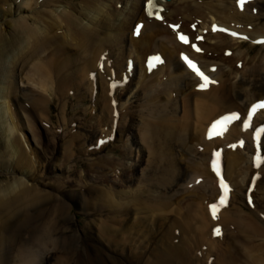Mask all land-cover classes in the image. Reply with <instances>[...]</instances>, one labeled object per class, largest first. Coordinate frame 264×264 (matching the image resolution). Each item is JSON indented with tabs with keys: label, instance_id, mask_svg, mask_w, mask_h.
<instances>
[{
	"label": "bare ground",
	"instance_id": "1",
	"mask_svg": "<svg viewBox=\"0 0 264 264\" xmlns=\"http://www.w3.org/2000/svg\"><path fill=\"white\" fill-rule=\"evenodd\" d=\"M11 1L12 0H0L1 6H7V9L2 16V22L0 23V159H5L9 155L10 162L11 158L13 157L12 155H10V148L12 147L14 149L13 145H11V142L16 141L14 144L15 146L18 142V135H16L15 130L9 122V100L14 101V99L12 98L15 97L18 99H22L20 97L21 95L23 96L24 93L33 91L31 86H29L27 89L21 90V86L18 83L19 77L22 78V81L25 80L26 84H30V82H32L33 85L36 84V86L39 87V89L41 88L43 91H48V89L45 87V84L50 82L51 78H56L57 84H59V88L57 91H55V93H59L63 89V86L66 85L68 79H72L71 81L75 82L80 77H82V75H79L78 72L86 66V72L90 71L91 69H94L93 71H91V74L96 71L100 72L94 75V77L92 76L94 79H91L93 84L91 85L93 86L94 91L98 92L97 96L99 95V90L101 92L100 100L96 102V105H98L100 109L109 110V105L106 104V101L109 103V100L107 96L104 97L103 90L105 89L104 87H101L102 83L100 82V80L103 79L101 76L103 70L105 72L107 71V62L112 59L110 57L109 48H105L108 57L105 56L103 62L101 63V70L97 68V64L100 56L105 53V50L102 49L103 46L110 45L111 48H114L116 42H122V44L125 43V38H123V36H126L128 29L124 27H130L131 21L133 23L135 21V24L142 23V29L139 36H135L133 34L134 27L132 28L129 40L134 46L135 51H130L128 58L125 59V71L127 72V74L131 76V74L138 73V71L139 74H142V68L145 70H149V67L147 66V59L148 55L150 54L148 52L150 49H155V53L162 54L164 62L161 63L163 65L166 63V60L171 61L173 67V77L172 80L167 83V86L165 87V93L163 89L164 87L157 85L156 80L151 81L152 79H150L147 83L149 85H147L145 83V80H143L140 76V85L142 89L148 91L149 95L144 97V105L139 104L138 106H136L139 107V114H132L131 111L127 112L129 116L132 117L133 115L135 119L134 124L132 123L130 125V129H134V127L138 128V134L140 137L139 139H141V143H143L144 147H146L147 145L148 149L151 151V153H149L150 161H148V170H145L147 168L146 167L143 171V184H148V181L152 180L151 178H153V176L150 177V174L154 170L157 171L156 166H158L157 164L160 162L161 164H163V168L160 175L157 177L159 181L158 184L155 185L152 180V183L148 184L151 186V190L147 193H143L140 197L134 198L129 203H126L124 201V195L126 193L125 191H120L113 188L107 191L98 189V191H102V195L89 193L88 197H86L85 195L77 194L76 197L78 199H74L76 201V204L80 206L82 212L88 206H85L83 204L84 200L91 202V205L96 208H98L99 205H103L104 207H106V210L115 212L113 216L108 218V221L114 219L117 216L121 217L122 215H124V213H128L132 210L134 211V217L127 225L120 226L119 229H115V227L113 226L103 224V226H101V228L99 229V234L101 236L107 235L109 236L110 240L119 245L115 247L116 249H113L112 247H110V242H104L105 248L110 251L109 254L111 257L105 258L104 260H98V255L105 251L104 248L103 250H100L94 247L95 249L90 250V248L92 247L90 245H86V237L83 233H79L78 231L76 232V234L66 239H53V235L56 232L60 233L69 231L67 226L73 223L74 218L72 216H69L67 213L72 210L73 206L70 205L66 200L57 198L53 212V214H57V216L52 217V213L49 212L46 204L52 201L53 198H48L47 191L40 186L45 181L43 180L41 182H37L38 179L35 177L36 175L34 171L32 169L27 170L29 169L30 161L24 153L21 156L18 155L20 162L16 164V166L14 165L15 167L12 169L14 175H16V173H20L21 175L19 177H14V181H16L17 184L16 187L11 183V181H8L5 185L0 187V193L3 194L0 197V255L4 254L6 256L7 253L10 254V251L12 252L15 246L17 247V241L21 239L20 243L22 246H24L23 254H26L25 252H27L28 259L26 260L22 257V262L20 264H42L44 261L41 253H46L48 249L52 247V253L55 255L61 249H65L70 252L74 250L75 255L77 253H80V258H82L83 260L88 259V262H85L84 264H143V261L145 259L147 261L149 258L154 259L155 264H184L186 261H188L191 255V253L188 252H195L199 249L198 246H200L203 241L201 240L204 237L203 233L208 229L211 230V223L213 221L209 224V222L207 221L208 216L206 217V215L203 213L202 208L198 207V209L195 211L198 220L196 224L192 225L193 232L188 236L184 234V245L183 247H180L183 248L182 257L180 259H173L170 254H167L168 251H171V227L164 224L165 234L163 239H160V223L162 221H166L167 223L169 220L173 219L172 217L174 216L175 212V210L172 209V206L174 205L173 201H176L178 197L179 201L183 197H185L184 193H178L176 194V196H172V189L176 187V185H179V179L184 176L183 167L187 166L188 164H184L182 159L175 157L176 152L179 155H182L183 151L186 152L192 144H195V147L197 146L198 152L199 147H202V149L206 150L207 148H203V146L207 144V147H209L211 146L212 142H215L214 140H205L206 129L211 121H213L220 115L233 111L232 109L234 108H243L244 106L245 113L252 103L264 100V83L262 87L256 88V84L258 82H264V75H261L260 73L254 74L252 76L258 77L252 79H248L249 77L243 78L239 83L235 85L233 84L229 86L214 88L211 93H196L195 95L190 94V89H192L194 86H196L197 88L202 84V81H200L197 76L180 61V52L175 50L174 53L172 47L168 45V42L174 43L177 48H179L181 51H185V53L189 54L190 56L191 51L187 50L189 48L188 45L181 43L178 39V36L184 31V34L186 33L191 35L190 33L186 32V28L185 30L183 29L185 26H187L185 25V23L189 24L188 27L193 29H197L200 26L199 24L203 23L201 25L204 26V31H202V33L205 34L206 32L208 36L204 39H207L208 42H204L205 46H201L199 39H197L199 48H201L202 53L209 55L213 59L225 58L227 60H231L233 59V53H240V42L244 41L247 44L249 43L248 45L254 44V39L257 38L259 33L264 29V24L262 23L263 19H261V21L258 23L254 20L251 14V2H254L255 0L245 3L243 8H241L240 4L237 3V0H216V2H213V0H208L209 2L205 3L204 5L200 4L197 1H193L192 4H186L179 9L176 8L173 14H169V16L167 14V10H169L171 2L166 3L164 0H151L153 5L165 7L164 11H161V16L163 17L161 22H158L154 19H149L146 16L147 6L149 5L148 3L150 2V0H127V2H125L126 4H124L122 0H118L117 4L123 3L125 5L123 7V10L118 12L115 11V6L113 8L110 7L111 10L106 9L108 5H105V2L102 4L101 0H73L77 3H67L72 9L71 12L62 8L59 9V6L55 4L57 7L53 8L52 11H49L47 9V13H45L46 7L54 3V1L57 2L59 0ZM183 1L184 0H180V2ZM260 1L261 0H259L257 3L259 4ZM57 3L60 4V2ZM79 4L83 6L81 7L79 6ZM34 6H39L40 10H33V12L28 16H26V14H23V9H32L34 8ZM80 7L81 9L86 8L88 9V11H90L88 14H86V18L90 17V23H83V18L85 17V14L83 12H79V17H76V12ZM244 8L245 20L234 19L233 15L241 12V10ZM254 8L256 9L257 7L254 6L253 9ZM254 11H257V9ZM125 12H128L127 15ZM91 13L93 14L90 16ZM103 13H105V15H103L105 18L102 19L100 17ZM97 14H99L100 16H98ZM132 15L133 18L130 19ZM121 16H124V18H122ZM168 17L171 19H173L174 17L178 18V22H169L168 25L179 24V28L177 31H174L175 35H172V40L169 39L168 41H166V38H164L165 36H161V31L167 33V30L169 29L167 28V30H162L159 24L164 26V23L168 20ZM196 19H200L199 21L201 22L196 23ZM213 20H216L215 23H218L224 28V33L214 32L211 30L212 24L210 23ZM97 22H100L101 30L100 28L95 29V27H93L97 24ZM251 24L252 28L249 30V26ZM63 29H65V31ZM202 33L199 28V30L197 31V35H202ZM167 35L169 34L167 33ZM189 37L191 41V36ZM195 40L196 39H194L192 42L195 43ZM215 42L223 44L224 42H226L230 47H232L233 51L231 49H227V55L225 54L226 50L220 51L218 55H214L213 52L212 54L206 53L205 47ZM143 44L145 47L144 49L142 48ZM262 45L264 44H260L258 46L261 47V49H263L262 51L264 52V46ZM119 47L121 48V46ZM64 53L67 55L65 56V58L62 57ZM195 54L197 56V53ZM231 54L232 56H230ZM51 57L52 59L50 60ZM121 57L122 56H120L119 58L121 59ZM246 57L247 55L245 56L243 54L240 56H236V58L232 60L231 63H235L234 65L237 66L238 62L246 59ZM130 58L134 59L133 68L131 70H129L128 68V60ZM122 60L123 57L121 59V62ZM50 62L51 64H49ZM204 62L205 66L207 65L208 67L209 64L212 63L207 61ZM220 63L221 62H216L217 65H221ZM234 65L228 64V68L226 70L230 69L231 73L235 71L238 72ZM18 68L23 69V71L25 70V72L27 73H24L25 75L22 74V71L20 73ZM157 68L153 71H156ZM70 70H72V73L68 75L67 73H69ZM113 70L115 73H118L114 69V66ZM205 70L209 74H211L208 69ZM109 71L111 72L112 68L108 69V72ZM243 71H246V69H244ZM120 72L122 73V70ZM212 72L217 73L218 69ZM244 73L245 72H243V74ZM91 74L89 72V79ZM237 75L238 73L236 74V77ZM150 76L151 74L146 78H150ZM156 76H163L162 79H164L165 77L163 73L155 75V77ZM242 77L243 75L241 76V78ZM242 81H245V85H241ZM83 84L85 85L86 83ZM51 88L54 89V87ZM127 88H129V86ZM127 88H125V90H127ZM154 88H156V93L154 92ZM172 89L177 90L180 94L179 99L177 100V102H175L176 104L172 106H164L162 103L156 101L159 96H163V92L169 98V96L171 95L170 91ZM215 89H218L220 91L215 92ZM117 91H115V93ZM40 92L41 91L32 92L29 95V98L25 101H30L35 105L41 104L44 101L42 95L44 93L41 92V94ZM102 97H104L103 101ZM109 99H112L114 103L116 102V100H114L113 98ZM180 100H184V103L182 105L181 111L178 113V110H180V107L178 105ZM193 100H195V104ZM239 101H244V105H234ZM17 102L19 104L18 100ZM117 109L118 108L115 109V112L118 111ZM12 110L15 112V107H13ZM169 112L171 114H169ZM136 118L137 120H139V125L137 126ZM252 124L255 127L260 124H264V111H260L257 114V116L253 119ZM120 129H118V131H120ZM229 129H231L230 137L221 142L223 146H226L228 144V141L239 135V125L235 124L233 127L228 128V130ZM200 130H204V133L203 139L199 141L196 140V138L199 137L197 132ZM248 131L251 130H247L246 132ZM253 135L254 133H252L251 131L250 137H254ZM110 137H113V133ZM225 137H227V135ZM263 139L264 136L262 140ZM115 140L117 139L115 138ZM222 140L223 139H221V141ZM261 141L256 142L257 145L260 144ZM230 143H234V141ZM217 146H219V144ZM227 146L224 152H226V150L236 151L237 149H241L239 147L227 148ZM19 148H21V146ZM66 149L70 151V148ZM177 149H179V152L177 151ZM199 153L204 152L202 150V152ZM167 154L169 155V158H166L165 155ZM244 155L245 156H242L240 159L232 158V160H229L228 170L230 168H237L240 172V175L245 174L246 170L249 169V166L251 167V164L250 157L247 154ZM209 158L210 155L208 159ZM193 161H190V164H193L195 162ZM153 165L154 169H152ZM262 166H264V162L259 168H261ZM3 168L8 171L11 170L7 169L6 167ZM114 168L115 167H113L112 169ZM203 168L206 170V172H209V162L203 165ZM257 170L259 171V169ZM50 171H54L53 167H51ZM156 171L154 173H156ZM247 173L244 176L245 178L247 176ZM62 176L57 177L56 180L47 183V185L52 183L57 184L56 182H62ZM33 178L35 179L34 181ZM245 178L243 180H240V182L243 183ZM29 182L37 183L30 185ZM204 182L205 179L202 180V183ZM258 183L255 188L256 192ZM235 184L237 185L238 182H236ZM216 190L217 195L215 196L214 200L210 199L213 202L216 201L217 197L220 194L218 183L216 184ZM231 191H235V188L231 189ZM166 193L168 194V198L166 197ZM253 197L252 200L255 201V198ZM247 199L249 201V197H247ZM34 211H37L36 216L31 215ZM216 213L219 212L216 211ZM238 213L239 207H237L236 209L233 208V210L230 211L226 216L233 219V214L237 216ZM154 215L158 217V221L157 223L152 225L151 220ZM188 217L189 214L187 213L185 215V219H187ZM47 218L49 221L46 224L44 223L43 227H41L40 229L34 227L36 226V223L38 224L41 220H46ZM122 218L123 216L120 218L121 222ZM191 220L193 219L191 218ZM60 224L63 225L57 228V225L60 226ZM93 224H95V222L91 221L89 225L92 227ZM220 224H222V222ZM65 226L66 230H64ZM158 227L159 230L157 231V233L146 240L147 235L155 232L154 228ZM83 229L87 231L86 225H84ZM224 229L225 228L223 227V231ZM24 230L29 232L34 230V233L38 230V232L33 238H29L30 241H28L26 237L24 238ZM88 232H91V238H96V235L98 237V234L95 231L92 232V228L88 229ZM23 238L25 241L22 240ZM143 240H146V243H148V245H142L143 247H140V251L138 253H135V247L138 245V243H140V241ZM65 243L67 244V246L65 245ZM81 245H83V247L79 250V247H81ZM128 245H130V247ZM234 246L236 247V244ZM129 249L133 251L131 257H129L128 255V252L130 251ZM114 252L121 254V261L117 260L118 258L116 259L115 257H113L114 255L117 256V254ZM124 252L126 253L125 256L123 255ZM246 252L247 251H245V253ZM258 253L259 251L246 253V258H248V260H255L256 254ZM40 260L43 262L39 263ZM79 262L80 261L75 260L73 264H78ZM8 263L10 262L7 259H4V261L0 264ZM58 264L65 263L60 260L58 261ZM252 264L254 263L252 262Z\"/></svg>",
	"mask_w": 264,
	"mask_h": 264
},
{
	"label": "rangeland",
	"instance_id": "2",
	"mask_svg": "<svg viewBox=\"0 0 264 264\" xmlns=\"http://www.w3.org/2000/svg\"><path fill=\"white\" fill-rule=\"evenodd\" d=\"M13 1L14 0H12L11 2ZM101 1L102 4L105 2V5H108L106 8L108 10H111V8L115 6L116 12L122 11L123 7L125 6L124 4H126L125 2H127V0H122L124 4H117L118 0ZM193 1H197L200 4L204 5L210 0H184L183 2H180V0H170V8L169 10H167L168 16L169 14H173L176 8L179 9L186 4H192ZM258 1L259 0L251 2V14L254 20L258 23L261 21V19H263L262 23L264 24V0H261L259 4L257 3ZM57 2H60V4ZM57 2L54 1V3L48 6L49 8L46 7L45 13H47L48 10L52 11L53 8H56L57 6H59V9L62 8L71 12L72 9L69 7L68 4L77 3L73 0H59ZM213 2H216V0H213ZM79 6L82 7L83 5L79 4ZM254 6L257 7V11H254L256 10L255 8L253 9ZM81 7L78 8V11L76 12V17H79V12H83L85 14V17L83 18V23L86 24L90 21V17L86 18V14H88L90 11H88V9L86 8L81 9ZM6 9L7 6L0 7V23L2 22V16L4 15ZM36 9L37 11H39V6H34V8L32 9H23L22 12L23 14H26V16H28L33 12V10L36 11ZM244 12L245 8L242 9L241 12L234 14L233 18L236 20H245ZM92 14L93 13H91L90 16ZM97 15L100 16L99 14ZM103 15H105V13L101 14L100 18H105ZM121 17L124 18V16ZM131 18H133V15L130 17V19ZM199 20L196 19L195 22L200 23L201 21ZM178 21L179 19L176 17H174L173 19L168 17V20L166 22L163 21L165 22L164 26L159 24L162 30H167V28L169 29L167 30V33L169 35H167V33H165L164 31H161V36L164 35L166 41H168L169 39L172 40V35H175L174 31L169 28L168 23ZM215 21L216 20L211 21L210 24H213ZM202 24L203 23L199 24L200 26L197 28L198 30L200 28L201 33L202 31H204V26H201ZM134 25L135 21L134 23L131 21L130 27H124L128 29L126 36H123V38H125V43L123 42L124 44H122V42H116L114 48H111L110 45L102 47V49L105 50V53H107L105 48L110 49V57L112 58L107 62V71L105 72L103 70V73L101 74L103 79L100 80V82L102 83L101 87H104L105 89L103 90L104 97L107 96L109 100V103L106 101V104L109 105V110L100 109V107L96 105V102L100 100L101 92L99 90V95L97 96L98 92L94 91V88L92 86V80L91 78L89 79L88 76L89 72L91 74V71H93L94 69H91L90 71L86 72V66L78 72L79 75H82V77L79 76V81L77 80L75 82H72V79H68L66 85L63 86V89L59 93H55V91H57L59 88V84H57L56 78H51V81L45 84V87L48 89V91H43L41 88L39 89L36 84L33 85L32 82H30V84L27 83V85L25 80L22 81V78L19 77L18 83L21 86V90L27 89L29 86H31L33 91H28L24 93L23 96L21 95L20 97L22 99L24 98L23 100L15 97L12 98L15 102L13 100H9L8 103L9 122L15 130L16 135H18L17 137L19 143L17 142L15 146L14 144L16 141L11 142V145H13L14 149L12 147V149L10 148L12 153H10V155L13 156L10 162L9 155L5 159H0V187L5 185L8 181H11V183L16 187L17 184L16 181H14V177H19L21 175L20 173H16V175H14L12 169L16 166V164L20 162L19 156L23 155V153L26 154L30 161V166L27 170L32 169L34 171L36 175L35 177L38 179L37 182H41L43 180L45 181L40 186L47 191L48 198H53L52 201L46 204L49 212L52 213V217L57 216V214H53L54 205L56 203L57 198L64 199L70 205L73 206L72 210L67 213L69 216H72L74 218L73 223L67 226L69 231L60 233L56 232L53 235V239H66L76 234L77 231L79 233H83L86 237V245H90L92 247L90 248V250H93L95 248L103 250L104 248L105 251L98 255V260H104L105 258L111 257L109 254L110 251L105 248L104 242H110V247H112L113 249H116L115 247L119 246L117 245V243L110 240L109 236H101L99 234V229L101 228V226H103V224H107L108 226L115 227V229H119L120 226H125L132 220V218L134 217V211L132 210L128 213H124V215H122V222L120 220L122 216H117L114 219L108 221V218L113 216L115 212L111 210H106V207H104L103 205H99L98 208H96L91 205V202L85 200L83 201V204L85 206H88L82 212L80 206L76 204L75 200L78 199L76 195L82 194L86 197H88L89 193H95V195H102V191H98V189L107 191L113 188L120 191H125L126 193L124 195V201L126 203H129L134 198L140 197L143 193H147L148 191H150L151 186L148 184L152 183V180L155 185L158 184L159 181L157 177L160 175L161 170L163 168V164L159 162L157 164L158 166H156L157 171L154 170L150 174V177L153 176V178H151L152 180L148 181V184H143V171L146 167L147 168L145 170H148V161H150L149 153H151V151L148 149L147 145L146 147H144L143 143H141V139H139L140 137L138 134V128L134 127V129H130V125L132 123L134 124L135 119L133 115L131 117L128 115L127 112L131 111L132 114H139V107L136 106H138L139 104L142 105L145 100L144 97L149 95L148 91L142 89L140 85V76L143 80H145L146 84L150 79H152L151 81L156 80L157 85L164 87L163 89L165 92V87L167 86V83L171 81L173 77V67L171 61L166 60V63L164 65L162 63H159L156 71L150 69L145 70L142 68V74H139V71L138 73L131 74L129 78L130 82L125 87L127 88L129 86L127 90H125L124 87H120L118 89L119 92L117 91L116 93L112 94L108 85L109 75L112 73V71H114L113 66L116 72H118L116 73L117 80H120L122 76H125V73L127 74V72L125 71V59L128 58L130 51H135L134 46L129 40ZM185 25L187 26H185L183 29L185 30L186 28V32L191 34V41L189 42V48L187 49L188 51H191L190 56L196 61H198L203 68L208 69V71L211 73L210 75L212 76L213 81H215V85H213L214 83H212L210 87L206 89V91H197L196 86H194L192 89H190V94L195 95L196 93H211L214 88L229 86L233 84L235 85L239 83L243 78L249 77L248 79H252L258 77L252 76L254 74L260 73L261 75H264V52L262 51L263 49H261V47L255 44V41L257 39L264 38V29L259 33L258 37L254 39V44L248 45L249 43L247 44L244 41L240 42L241 54L239 52L233 53V56L232 54L230 55L233 57V59L227 60L225 58L213 59L209 55L203 54L202 52L197 53V57L195 52H193L191 49L192 43H194L192 41L194 39H199L201 46H205L204 42L207 43L208 40L204 38H207L208 35L206 34V32L203 35H197L198 30L196 28H189V24L186 23ZM93 27H95V29L100 28V22H97V24ZM251 28L252 24L249 26V30ZM63 30L65 31V29ZM168 45L172 47L174 53L175 50L179 52L181 51L179 48L176 47L174 43L168 42ZM119 46H121V48ZM142 48H145L144 44ZM205 49L206 53L212 54L213 52L214 55H218V53L222 50H226V55V52L228 51L227 49H231L233 51L232 47H230L226 42H224V44L217 42L211 43V45L206 46ZM155 51V49H150L148 53L153 54ZM181 52L179 53V55H181ZM239 54H243L245 56L247 55V57L246 59H243L242 61L238 62L237 66H235V63L231 62L236 58V56H240ZM65 56L67 55L64 53L62 57L65 58ZM120 56L123 57L122 62V57L120 59ZM106 57H108V54H106ZM51 59L52 57L50 58V60ZM203 60L207 62H212L209 64L210 69H218V72H212L207 65V67L205 66V62ZM216 62H221V65H217ZM49 64H51V62ZM228 64H233L238 72L235 71L231 73L230 69L226 70L228 68ZM111 68L112 71L108 72V69ZM18 69L20 73L22 71V74L27 73L21 68ZM244 69H246V71H243ZM121 70L122 73L120 72ZM96 72L98 73L99 71ZM243 72L245 73L243 74ZM71 73L72 70H70L67 74L70 75ZM161 73L165 75L164 79H162L163 76L155 77V75ZM237 73L238 75L236 77ZM150 74V78H146ZM242 75L243 77L241 78ZM83 83L86 84L84 85ZM263 83L264 82H258L256 84V88L262 87ZM241 85H245V81H242ZM51 87H54V89ZM155 89L156 88H154V92L156 93ZM34 91H41L42 93H44L42 94L40 92L43 95L44 101L39 105H35L30 101H25L29 98V95ZM218 91L220 90L215 89V92ZM164 92L163 96H159L156 101L162 103L164 106H172L176 104L175 102H177L180 97L178 91L172 89L170 91L171 95L169 96V98L165 95L166 92ZM104 97H102V101ZM109 98H113L117 102H115L114 104L112 99L110 100ZM17 100L19 101V104ZM193 102L195 104V100H193ZM183 103L184 100L179 101L178 105L180 107V110H178V113L181 111ZM239 104L244 105V101H239L234 105L239 106ZM13 107H15V112L12 110ZM114 107L118 108L117 110L119 113V118L116 122V125H114L113 123V117L115 115V113H113ZM232 110L244 114L245 108L243 106V108H234ZM169 114L171 113L169 112ZM137 125H139V120H137L136 118V126ZM236 125H239V135L237 137H234L232 140L228 141V144L232 141L236 142L241 135H244V144L241 149H237L236 151L226 150L225 152V176L233 186H231V189L235 188V191H233L235 196L232 193L228 205L224 209H217V211L219 212L216 213L218 219L217 223L212 222L211 217L208 213V206L209 204L213 203V201H211L210 199L213 200L217 195V179L210 170V167L209 172H206V170L203 168V165H205L207 162H210L212 156V149L216 148L218 144V147L223 146L221 142L225 141L230 137L231 129L227 131V137L214 140L215 142H212L211 146L209 147H207V144L203 146V148H207L206 150L202 149L204 153H199L197 151V146L195 147V144L190 145V148L186 152L183 151L182 155H179L176 152L175 157L182 159L184 164H188L187 166L183 167L184 176L179 179V185H176V187L172 189V196H176V194L178 193H184L185 197H183L180 201L179 197L176 201H173L174 205L172 206V209L175 210L174 216L172 217L173 219L169 220L167 223L166 221H162L160 223V239H163L165 234L164 224L171 227V251H168L167 254H170L173 259H180L182 257L183 248L180 247H183L184 245V236H188L193 232L192 225L196 224L198 220V217L195 214V211L198 209V207L202 208L203 213L206 215V217L208 216L207 221L209 222V224L212 222L211 230L208 229L203 233L204 237L203 239H201L203 240L202 243L200 244V246H198L199 249L197 248L198 250L196 249L197 251L195 252H188L191 253L192 256L190 255L188 261H186L184 264H243L244 262H246L244 264H252V262L254 264H264V166L259 168V171L256 170L257 172L261 173V176H263L258 183L257 192L255 190L253 195L251 194V196H254L253 198H255V201H253L254 208H251L247 199L248 196H246V192L248 191L247 189L249 188L252 176L254 173H256L253 168V155H255L254 153L259 148L263 147L264 139L261 141L260 144L257 145L254 137H250L251 131H244V133H242L243 131L241 129V125ZM113 127L115 128V136L113 140H110ZM118 129H120V131H118ZM197 133L199 137L196 138V140H202L204 130H200ZM115 138L117 140H115ZM221 139L223 140L221 141ZM21 143L23 144V146ZM17 145L19 147L21 146V148H19ZM66 148H70V151H68ZM177 151L179 152V149H177ZM244 154H247L250 157L251 167L249 166V169L246 170V173L248 172L246 178L244 177L246 173L241 174V178L240 172L237 168H230L228 170V163L229 160H232V158L240 159L242 156H245ZM209 155L210 158L208 159ZM165 156L166 158H169L168 154ZM190 161H193L194 163L190 164ZM154 165L152 169H154ZM3 167H6L7 169L11 170L8 171ZM51 167H53L54 169V171L52 172L50 171ZM113 167L115 168L112 169ZM155 171L156 173H154ZM152 174H154L155 176ZM60 176L63 177L62 182H56L57 184L52 183L47 185V183L56 180L57 177ZM244 178L245 180L243 181V183L240 182V180H243ZM201 179H205V182L202 183ZM34 180L35 179L33 178V181ZM236 182H238L237 185L235 184ZM35 183L29 182L30 185ZM2 195L3 194L0 193V197ZM166 197L168 198L167 193ZM237 207H239V213L237 216L233 214V219L226 216L230 211L233 210V208L236 209ZM187 213L189 214V217L185 219V215ZM31 215L36 216L37 211H34ZM191 218L193 220H191ZM48 221V218L46 220L43 219L38 224L36 223V226L34 227L40 229L44 226V223L46 224ZM91 221L95 222L92 227L89 225ZM151 221L152 225L157 223L158 217L154 215ZM220 221L222 222L221 225L225 228V235L220 239H210V233L212 232L213 227L215 225H220ZM62 225L63 224H60V226L57 225V228L61 227ZM84 225H86L87 231L83 229ZM90 228H92V232L95 231L98 234V237L96 235V238H91V232H88V229ZM64 230H66V226ZM158 230L159 227L154 228L155 232L148 234L146 240L152 237V235L156 234ZM37 232L38 230L35 233L34 230L30 232L24 230V238L26 237V239L30 241L29 238H33ZM24 238L22 240H24ZM20 240L21 239L17 241L18 245L15 243L17 247L15 246L14 250L12 252L10 251V254L7 253L6 256L4 254L0 255V263L3 262L4 259H7L10 262L8 264H20L22 262V257L26 260L28 259L27 252H25L26 254H23L24 246L21 245ZM146 240L140 241V243H138V245L134 249L135 253H138L140 251L139 249L140 247H143L142 245H148V243H146ZM234 242L236 244V247L234 246ZM65 245L67 246L66 243ZM128 246L130 247V245ZM82 247L83 245L79 247V250L82 249ZM202 248L204 249L202 250ZM200 249L202 250V253L199 254V256L195 257ZM245 251H247L246 253H250L252 251H259V253L256 254L255 260H248V258H246L247 254L245 253ZM52 252L53 247L48 249L46 253L42 252L41 254L44 262L40 260L39 263L43 262L42 264H58V261L60 260L63 261L65 264H73L75 260L80 261L78 264H84L85 262H88V259L83 260L82 258H80V253H77L75 255L74 250L70 252L65 249H61L56 253V255ZM132 253V250L128 252L129 257H131ZM116 254L117 256L114 255L113 257H115L116 259L118 258L117 260L121 261V254ZM125 254L126 253L124 252L123 255L125 256ZM145 262L146 264H155V261L152 258H149L147 261L145 259L143 261V264H145Z\"/></svg>",
	"mask_w": 264,
	"mask_h": 264
},
{
	"label": "snow or ice",
	"instance_id": "3",
	"mask_svg": "<svg viewBox=\"0 0 264 264\" xmlns=\"http://www.w3.org/2000/svg\"><path fill=\"white\" fill-rule=\"evenodd\" d=\"M247 2H250V0H239V4H240L241 8H243L244 4L247 3ZM153 6L154 5H153V3L150 0L149 5H148V7H149L148 14L150 16L152 15L151 8ZM156 18L160 19L161 17L157 16ZM178 39L182 43H185V44L189 43V38L187 36L183 35V34H180L178 36ZM260 43H264V41H260ZM193 47H194L195 51H201L199 48H195V46H193ZM182 59L184 60L186 65L189 67V69L191 71H193L203 81V83L200 85L201 89H205L209 83H214V81H211L209 79V77H207L202 71H200V69L197 67L195 62L191 61L186 55L182 54ZM153 60L155 62H157V63L161 62L159 57H154ZM213 70H215V69H213ZM259 109H264V102H259L256 105H253V107H252V109H251V111L249 113V117H248L247 121L244 124V128L245 129L250 127L251 118H252L253 114H255L257 112V110H259ZM236 119H239V115L238 114H232L231 116L225 117V120H236ZM218 123H223V121L218 122ZM262 132H264V128H261L260 130L257 131V133H256L257 140H259L260 135H261ZM255 159H256V162H257V166H259L260 163L264 162V161L261 160L260 156H257ZM222 187L224 189L225 195L221 197L220 202H219L218 205H212L211 206V210H212V214H213L214 218L216 217V210L219 207L223 206L225 204L226 199H227L228 187H227V185L223 184V182H222ZM216 234L217 235L219 234V230L218 229L216 230Z\"/></svg>",
	"mask_w": 264,
	"mask_h": 264
}]
</instances>
